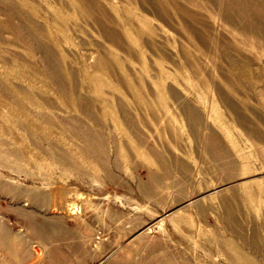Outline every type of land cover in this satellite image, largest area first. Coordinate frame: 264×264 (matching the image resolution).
<instances>
[{
  "label": "rangeland",
  "instance_id": "obj_1",
  "mask_svg": "<svg viewBox=\"0 0 264 264\" xmlns=\"http://www.w3.org/2000/svg\"><path fill=\"white\" fill-rule=\"evenodd\" d=\"M0 264H264V0H0Z\"/></svg>",
  "mask_w": 264,
  "mask_h": 264
}]
</instances>
